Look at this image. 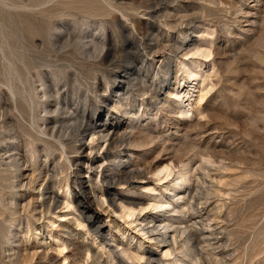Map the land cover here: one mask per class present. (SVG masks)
<instances>
[{
    "label": "rangeland",
    "instance_id": "obj_1",
    "mask_svg": "<svg viewBox=\"0 0 264 264\" xmlns=\"http://www.w3.org/2000/svg\"><path fill=\"white\" fill-rule=\"evenodd\" d=\"M103 1L0 0V114L15 134L0 128V264H264V0ZM102 29L105 56L72 39L98 42ZM155 38L161 45L146 53ZM6 59L21 79L16 89L32 83L40 92L44 80L58 92L40 99L47 110L56 102L67 110L38 107L33 125L18 98L20 118L5 89ZM126 93L135 99L130 114L117 104ZM81 113L116 138L126 130L133 146L109 150L91 131L62 133L60 155L55 140L35 132L39 118L70 123ZM30 145L36 160L25 162ZM55 163L66 169L52 192L39 189L41 179L29 185ZM124 171L143 176L117 184ZM79 182L94 202L80 201ZM110 193L139 202L134 215ZM48 195L57 202L49 212ZM83 211L97 217L98 233Z\"/></svg>",
    "mask_w": 264,
    "mask_h": 264
},
{
    "label": "bare ground",
    "instance_id": "obj_2",
    "mask_svg": "<svg viewBox=\"0 0 264 264\" xmlns=\"http://www.w3.org/2000/svg\"><path fill=\"white\" fill-rule=\"evenodd\" d=\"M105 1V0H104ZM103 1V2H104ZM110 1V0H109ZM87 2V1H86ZM85 2V3H86ZM101 2V1H100ZM112 2V1H111ZM42 3V2H41ZM81 3H82V1H81ZM99 3V2H98ZM106 3V2H105ZM115 3V2H114ZM45 4V3H44ZM49 4V3H48ZM113 4V3H112ZM63 5V4H62ZM104 5V4H103ZM43 6H45V5H43ZM96 6V5H95ZM114 6H116V5H114ZM46 8V7H45ZM44 9V8H43ZM42 9V10H43ZM92 9V8H91ZM115 10V9H114ZM41 12H43V11H41ZM108 12V11H107ZM51 13V12H50ZM110 13V12H109ZM38 14H40V13H38ZM46 15V14H45ZM42 16V15H41ZM47 16V15H46ZM57 16V15H56ZM144 16H148V15H144ZM48 18H50V17H48ZM105 22V21H104ZM101 27V26H100ZM61 29V28H60ZM72 30V29H71ZM102 31H103V35H102V38L103 39H101L100 41H96L95 39H93V38H91V37H89V36H87V35H85V34H83V35H79V34H77V35H74V37L72 38V39H74V42L76 43V45H78L81 49H85L86 48V50H88L87 49V47L90 45L91 47H92V49L95 51V52H97L99 55H102V56H105V54H107V47H106V41H105V38H104V29H102ZM122 31V30H121ZM107 34V33H106ZM111 34V33H110ZM150 34V33H149ZM137 35V34H136ZM41 36V35H40ZM140 37V36H139ZM141 38V37H140ZM144 38V37H143ZM131 39V38H130ZM160 39V38H159ZM66 40V39H65ZM88 40V41H87ZM110 40H112V39H110ZM139 40V39H138ZM144 39H142V40H140V44L138 45L139 47L141 46V45H143V43L145 42V41H143ZM149 41V40H148ZM152 41H154L155 42V44L153 45V46H150V45H147L146 46V53H152L153 52V50L154 49H157V46L158 45H161V44H159V41L155 38V40L153 39ZM153 42V43H154ZM112 43V42H111ZM32 45V44H31ZM152 45V44H151ZM175 45V44H174ZM182 45V44H181ZM73 46H74V44H73ZM182 46H185L184 44L182 45ZM177 47V48H176ZM135 48V47H134ZM159 48V47H158ZM180 48V46H175L174 47V49H179ZM130 49V48H129ZM139 49V48H138ZM161 49L163 50L164 49V46H162L161 47ZM186 49H188L187 48V46H186ZM7 50V49H6ZM22 50V49H21ZM29 50H30V48H29ZM85 50V51H86ZM7 51H10V50H7ZM82 51H84V50H82ZM138 51V50H137ZM37 52V51H36ZM29 53V52H28ZM111 53V52H110ZM145 53V54H146ZM157 53H159V52H157ZM8 54H9V52H8ZM130 54V53H129ZM125 55H126V53H125ZM147 55V54H146ZM149 55V54H148ZM30 56V55H29ZM34 56V55H33ZM38 56V55H37ZM112 56V55H111ZM128 56V55H127ZM131 56V55H130ZM100 57V56H99ZM30 58H31V56H30ZM88 58V57H87ZM102 58V57H101ZM35 59V58H34ZM33 59V60H34ZM40 59V58H39ZM38 59V60H39ZM11 60V59H10ZM129 60V59H128ZM15 61V60H14ZM41 61V60H40ZM87 61V60H86ZM103 61V60H102ZM6 64H5V67H4V70H5V76H6V83H5V86H6V88L5 89H7V91H8V95L11 97V98H13V102H14V104H15V106H14V109L17 111V112H19V109H18V106L20 105V103H19V99H23L24 101H26V103L28 104V106H30V108H29V110H30V116H31V118L33 119L31 122V124H36V122H35V120H34V118H35V109H38V107H40L41 109H42V111H43V113L44 114H48V113H51V112H53V113H57V114H59V112L60 111H66L67 110V107L66 106H63V105H61V103H58V102H56L55 103V105H54V109L50 112V111H48L47 110V107H46V103H44V102H42L40 99H48V98H52L53 96H55V95H57L58 96V92H55L54 90H50L51 89V87H48V86H45V82H43L42 80H39L38 82H40V87H41V89H40V92H38L37 90H36V88H35V86H33V84L32 83H30L31 85H27V87L28 88H25V87H22V88H20V89H16L15 88V80L17 81V82H21V79L19 78V77H17V78H15L14 79V75H15V73L17 74V70H16V68L12 65V63L9 61V60H7L6 59ZM34 62V61H33ZM33 62H32V65H33ZM132 62V61H131ZM117 68V67H116ZM25 70H26V74H27V78L29 77L30 78V74L29 73H27V68H24ZM20 70V69H19ZM21 71H22V69H21ZM20 72V71H19ZM140 73V72H139ZM130 77V76H129ZM28 78V79H29ZM47 78V77H46ZM53 80H55V78L53 79ZM136 80V79H135ZM106 82V81H105ZM48 85V84H47ZM52 85V84H51ZM136 85V84H135ZM55 88L57 87L56 85L54 86ZM50 88V89H49ZM141 88V87H140ZM63 89V88H62ZM101 89V88H100ZM141 90V89H140ZM108 91V90H107ZM141 91H143V92H145V90H141ZM129 92V91H128ZM125 93H123V95H124ZM132 94V93H131ZM131 94H128V93H126V95H127V97L128 96H130ZM144 94H146V92L144 93ZM7 95V94H6ZM149 95V94H148ZM125 96V95H124ZM19 98V99H18ZM102 98V97H101ZM61 99V98H60ZM125 99H127V98H125ZM106 101V100H105ZM122 101L123 102H118L117 104L119 105V108L120 109H122L125 113H127V114H130L131 112H132V104L135 102V99L132 97V96H130V98H129V100H123L122 99ZM83 102V101H82ZM23 104V103H22ZM21 104V105H22ZM35 104V106H33ZM66 104V103H65ZM108 107V106H107ZM163 107H165L164 106V104H162V108ZM22 109H23V107H22ZM21 110V109H20ZM73 112V111H72ZM66 113V112H65ZM22 115H23V112L21 113ZM78 114V113H77ZM82 115L81 116H76L75 115V117L74 118H72V122H70V123H67V120H60V119H58L57 118V116L55 117V118H53L51 121L50 120H48L47 118H39V119H41V122H42V124L41 125H37V128L39 129L40 127V129H39V131H36L35 130V132H39L41 135H43L44 137H48L49 139H53V140H55L59 145H60V150H61V154L60 155H63L64 153H66L65 151H66V146H65V144H64V142L62 141V136H61V134L62 133H67V135H69V136H73V133L74 134H77V136H82L83 134H86L87 132H90L91 131V142L92 143H95L96 141H100V139H107L106 140V142H107V148L110 150V149H117V151H118V149L119 148H124V147H130V146H133V142H132V140H131V135L126 131V130H124L123 131V133H122V135H120L119 137H114V129L113 128H111V129H108L107 127H106V125L101 121V123H98L97 125H96V123H95V121H94V119L93 120H90V121H86L85 120V115H84V113H81ZM28 115V114H27ZM15 117V116H14ZM19 117H20V112H19ZM134 117V116H133ZM21 118V117H20ZM0 119H1V121H0V128L1 129H6V136L7 137H10V135L11 136H13V135H15V134H13L12 133V127L10 126L11 124H10V121H8V119L3 115V114H0ZM18 119V118H17ZM19 120V119H18ZM99 122V120L96 118V122ZM106 121V120H105ZM64 122H66L67 123V125H66V123H65V125H62ZM12 123H14V122H12ZM29 123V122H28ZM16 124V123H15ZM36 126V125H35ZM50 126V127H49ZM15 127V126H14ZM112 127V126H111ZM29 128V127H28ZM37 128H35V129H37ZM30 129V128H29ZM98 129V130H97ZM34 130V129H33ZM97 130V131H96ZM28 132V131H27ZM29 133V132H28ZM102 133H105V135H103ZM117 133V132H116ZM13 134V135H12ZM118 134V133H117ZM28 136H31L30 134H27ZM27 136V137H28ZM33 136V135H32ZM31 136V137H32ZM30 138V137H29ZM34 138V137H33ZM36 140H39V139H36ZM41 140V139H40ZM83 139L82 138H80L79 140H77V142L80 144V142L82 141ZM46 142V145L47 146H49L51 143L49 142L48 143V141H45ZM41 143H42V140H41ZM55 144V143H54ZM72 145V144H71ZM98 145V144H97ZM85 146V145H84ZM59 147V146H58ZM33 146H31L30 145V147L28 148V154H29V157H26V158H24V160H25V162H28V158L30 159V160H36L35 159V155H34V150H33ZM80 150H81V146H80V148H79ZM90 150V152L89 153H91L93 150H94V147H92V148H90L89 149ZM96 150V149H95ZM43 153H45V159L43 160V164H45L46 165V158H48L49 156H50V152H48V151H44ZM111 153V152H110ZM49 154V155H48ZM67 154V153H66ZM78 154V153H77ZM92 154V153H91ZM91 156V155H90ZM108 156V155H107ZM110 156V155H109ZM63 157V156H62ZM20 159V158H19ZM65 160V163H66V160H67V158L66 159H64ZM75 160V159H74ZM21 162V161H20ZM24 162V163H25ZM63 162V161H62ZM68 162L69 163H71L69 160H68ZM68 162H67V164H68ZM64 163V164H65ZM62 165V163H61V165H59V163H55L52 167H51V170L49 169V170H47V169H45V170H42V169H39L36 173H37V175H36V177L34 176V177H31L29 180V185L30 184H33L34 182H37L39 179H41L40 180V182L42 181V183L40 184V185H38L39 186V189L40 188H42L43 187V190H45V191H51L52 192V190H53V186L56 184V183H58V180L56 181V177L58 176V174H61V173H63L64 171H65V165ZM82 164V163H81ZM85 165H86V167H87V169L88 170H94V169H96L97 168V166H96V161L94 160V158L93 157H89L88 158V160L87 161H85V163H84ZM71 165H73V166H77V162H72V164ZM33 166V165H32ZM68 166V165H67ZM9 167H12V168H14L15 170H17L18 169V165H17V161H12L10 164H9ZM69 167H70V165H69ZM86 167H85V169H86ZM98 167H100V165L98 166ZM67 169H68V167H67ZM136 169V168H135ZM35 172V171H34ZM67 172V171H66ZM89 172V171H88ZM119 172V171H118ZM80 173V172H79ZM123 173V172H122ZM78 174V173H77ZM62 175V174H61ZM110 175V174H109ZM21 176V173H19V174H16L15 173V175L13 174V176H12V179H16V178H19ZM108 176V175H107ZM142 174L141 173H139V172H130V171H124V173L123 174H120L119 175V177H116V183L117 184H131L130 183V180L131 179H133V178H137V179H141L142 178ZM112 180H115V179H112ZM12 181V180H11ZM109 181V180H108ZM104 182V181H103ZM14 183V182H13ZM75 183V182H74ZM106 183H108V182H106ZM15 184V183H14ZM84 182H79V183H77V187L79 188V190H80V194H81V196H82V199L80 200V201H82L83 202V200H85L86 201V203L87 202H89V203H92V202H94L95 201V199H96V197H97V195L95 194V193H93L92 191H91V189L89 188L88 189V191H86L87 189H86V187H84ZM57 185V184H56ZM11 188H14V186L13 185H11ZM33 188V187H32ZM39 193V192H38ZM45 193V192H44ZM42 194V193H41ZM49 194V193H48ZM49 196V195H48ZM50 197V196H49ZM80 197V196H79ZM57 198V197H56ZM79 199V198H78ZM108 199H109V201L111 202V204H114V202H116L117 200H120V202H123L125 205H122V207L124 208V209H126L128 212H130V214H128V215H134V206H136V205H139L140 203L139 202H137V201H135V200H132V199H125L124 201H121V198H117V195L115 194V193H110V194H108ZM43 200V199H42ZM66 200V199H65ZM123 200V199H122ZM47 201V200H46ZM58 201V200H57ZM80 201H79V203H80ZM68 201H65L64 202V204H65V206H68V203H67ZM44 203V202H43ZM57 202H56V200L54 199V197H50V202L49 203H47V204H45V205H42L43 207H45V210H47L48 212L50 211V205L51 204H56ZM59 203V202H58ZM6 204V203H5ZM76 206V205H75ZM16 207V206H15ZM14 207V208H15ZM139 207V206H138ZM47 208V209H46ZM76 208V207H75ZM82 208V207H81ZM136 208V207H135ZM5 209V208H4ZM35 209V208H34ZM7 210V209H6ZM14 210V209H13ZM77 211L79 210V209H76ZM45 212V211H44ZM81 214L82 215H84L83 217L85 218V219H87V220H89L90 221V227H93L95 224V228L92 230V232L93 231H95L94 233H98L99 232V230H100V228H101V226H100V224H98V221H97V217L93 214V213H91V212H89V211H87V212H85L84 213V211L83 212H81ZM82 217V218H83ZM77 221V220H76ZM101 223V222H100ZM168 227V226H167ZM167 227H165V228H167ZM192 237H193V234H190V235H188V237H187V241H189V242H191L192 240ZM54 239V238H53ZM101 239H102V237H101ZM56 241H58V240H56ZM59 242V241H58ZM57 244V243H56ZM55 245V244H54ZM64 246L61 244V245H57V249H58V251H62V250H64ZM56 249V250H57ZM122 254L128 259V260H131V258H130V256H129V254L127 253V251H122ZM66 259V258H65ZM134 259H137V258H134ZM150 259H151V255H149V257H148V259H147V261L149 262L150 261ZM124 264V263H123Z\"/></svg>",
    "mask_w": 264,
    "mask_h": 264
}]
</instances>
